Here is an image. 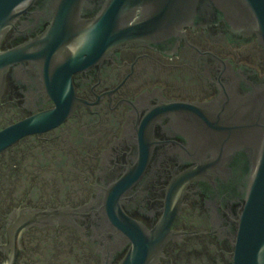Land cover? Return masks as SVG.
Returning a JSON list of instances; mask_svg holds the SVG:
<instances>
[{"label":"flooded vegetation","instance_id":"flooded-vegetation-1","mask_svg":"<svg viewBox=\"0 0 264 264\" xmlns=\"http://www.w3.org/2000/svg\"><path fill=\"white\" fill-rule=\"evenodd\" d=\"M58 1L35 0L0 41L40 54L0 70V131L48 114L0 150V264H124L138 249L143 264H235L264 146L258 34L207 17L75 64L108 0H83L41 53Z\"/></svg>","mask_w":264,"mask_h":264},{"label":"water","instance_id":"water-1","mask_svg":"<svg viewBox=\"0 0 264 264\" xmlns=\"http://www.w3.org/2000/svg\"><path fill=\"white\" fill-rule=\"evenodd\" d=\"M35 0H0V41L14 20ZM83 0H59L54 19L42 43L43 51H53L66 41L69 20L75 18ZM147 13L131 19L135 8ZM222 17L234 28L254 31L264 44V0H108L99 16L84 28L82 48L74 57L75 64H85L102 56L105 50L135 39H163L177 34L185 25H197L207 17ZM30 44L0 51V70L19 60L40 54L29 50ZM48 114L27 119L0 131V150L20 136L38 130ZM241 245L235 264H264V146L258 170L253 178L242 222ZM240 249L242 253L240 252ZM138 249L124 264H143Z\"/></svg>","mask_w":264,"mask_h":264}]
</instances>
